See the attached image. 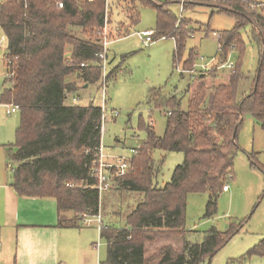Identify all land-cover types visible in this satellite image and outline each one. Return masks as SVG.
Returning a JSON list of instances; mask_svg holds the SVG:
<instances>
[{
	"label": "trees",
	"instance_id": "trees-1",
	"mask_svg": "<svg viewBox=\"0 0 264 264\" xmlns=\"http://www.w3.org/2000/svg\"><path fill=\"white\" fill-rule=\"evenodd\" d=\"M129 1L131 11L136 12L128 17L131 26L139 21L138 5L155 8L154 40L173 38L177 63L191 31L189 22L169 7L181 0ZM205 2L214 4L218 13L236 18L233 29L219 32L221 55L214 66L225 64L233 50L243 53L241 30L251 25L260 53L257 74L247 94L244 83L248 77L239 66L228 83L212 90L200 83L186 111L177 96L152 98L157 108L168 109L166 130L158 136L148 125L147 139L133 155L128 173L113 179V185L119 182L143 199L125 217V228L105 225L101 230L107 244V258L101 264H211L240 231L241 226L231 224L225 231L212 227L201 243L186 239L195 233L186 229L187 196L207 193L206 216H212L225 183L233 178L244 113L249 112L264 130V6L240 0H185L182 9ZM105 12L106 0H4L0 6V28L7 39L5 83L11 85L3 92L2 103L17 106L20 114L16 143L7 151V159L17 164L11 186L22 196L55 199L61 228L80 227L83 217L96 216L100 210L91 171L101 148L102 108L94 101L81 106L69 105L67 100L79 91L77 83L69 80L71 76L88 86H102ZM196 57L191 51L184 66L191 69ZM84 63L88 66L82 67ZM209 91L214 95L208 105ZM155 150L184 154L171 181L161 188L156 179L163 161L154 160ZM162 235L183 237L184 244L179 249L165 245L148 256L147 245ZM253 254L264 255L263 248Z\"/></svg>",
	"mask_w": 264,
	"mask_h": 264
},
{
	"label": "rangeland",
	"instance_id": "rangeland-1",
	"mask_svg": "<svg viewBox=\"0 0 264 264\" xmlns=\"http://www.w3.org/2000/svg\"><path fill=\"white\" fill-rule=\"evenodd\" d=\"M4 0H0L1 3ZM161 3L170 0H157ZM264 6V0H240ZM185 0L169 4L170 10L179 18L189 22L191 29L181 58L175 62L176 43L173 38L159 39L145 46L137 33L157 28V11L151 6L138 5L139 21L131 26L128 19L132 12L129 0H110L109 22L112 37L122 38L108 47L106 75L108 79L105 91L102 86H88L83 79L71 76L79 87L77 96L69 95L67 104L86 106L92 101L104 107L102 121L101 154L108 162L115 158L131 159L132 149H139L147 139L146 127L152 125L156 135L163 136L167 125L168 109H159L152 100L156 95L166 99L177 96L181 109L186 111L194 91L200 83H205L211 90L223 83H228L234 70L215 67L219 64V32L235 27L236 18L225 13H218V8L205 2L197 6L182 9ZM111 9V11H110ZM136 16V15H135ZM180 18V19H181ZM244 51L233 50L226 63L239 66L243 75L248 77L244 83V93L249 92L250 85L257 74L260 61L259 48L252 39V27L247 25L241 30ZM117 36V37H116ZM191 51L196 52L195 64L191 69L184 66ZM7 52V39L0 28V116L6 117L12 127L14 143L20 114H6L12 105L2 103V94L11 87L5 83L6 68L4 55ZM103 63V60H102ZM189 65V64H188ZM186 69L187 72H181ZM113 72V74H112ZM214 92L209 91L207 103L211 104ZM76 98L77 101H73ZM14 134V135H13ZM239 149L234 160L233 178L228 180L229 192L222 191L217 201L216 212L206 216L207 193H191L187 196L186 229L194 231L186 239L201 243L205 234L212 227L225 231L231 224L241 226L231 240L213 257L211 264H264V255L251 252L264 251V130L249 113H244V121L239 130ZM153 158L163 161L161 172L156 179L159 188L171 181L175 168L184 161L180 152L155 150ZM8 174L13 176L17 164L6 159ZM121 184V183H120ZM119 182L112 189L103 192L100 197V213L107 225L125 228V217L142 201L141 194L123 189ZM74 215V213H69ZM83 233L97 245L94 252L85 250L66 252L69 264L75 263L79 254H86L88 262L99 264L107 258V244L101 239V231L93 225ZM185 238L175 235H162L147 245V255H152L162 246L170 245L174 249L183 246ZM81 244L82 242L79 241ZM78 248V247H75ZM84 249V250H83ZM88 253V256H87ZM79 260V259H78ZM94 260V262H93ZM93 262V263H92ZM80 264V261H78ZM83 264V263H82ZM86 264V263H85ZM203 264H209L204 262Z\"/></svg>",
	"mask_w": 264,
	"mask_h": 264
},
{
	"label": "crops",
	"instance_id": "crops-1",
	"mask_svg": "<svg viewBox=\"0 0 264 264\" xmlns=\"http://www.w3.org/2000/svg\"><path fill=\"white\" fill-rule=\"evenodd\" d=\"M9 110L8 116L15 114H8ZM19 124L20 118L17 128ZM13 126L0 116V264H69L66 252L82 251L83 245L85 250L94 252L91 248L97 244L83 233L93 225L80 223V227L61 228L55 199L22 196L11 186L13 176L8 174L6 159L14 143ZM103 222L107 225L105 219ZM78 261L91 264L87 263L86 254H79L75 263L79 264Z\"/></svg>",
	"mask_w": 264,
	"mask_h": 264
},
{
	"label": "built area",
	"instance_id": "built-area-1",
	"mask_svg": "<svg viewBox=\"0 0 264 264\" xmlns=\"http://www.w3.org/2000/svg\"><path fill=\"white\" fill-rule=\"evenodd\" d=\"M93 1V0H89ZM59 8H62L64 4L60 2L58 4ZM109 7H110V0H106V12L104 15V27H103V33H102V45H103V52L100 54L101 59L103 60L102 63V79H101V84H102V90L104 94V102L106 101V96H105V91L107 88L108 84V76L106 75V61H107V56H108V47L114 42L121 40L122 38H116L114 39L112 37V30L109 29L110 27V22H109ZM154 30H146L137 33L139 36L140 40L145 46L151 45L152 43L155 42L154 40ZM117 37V36H116ZM165 39V38H163ZM82 67H87L88 64L84 63L81 64ZM220 68H229L231 70L235 69V65L233 64H228L225 63ZM181 72H187L186 70H182ZM73 101H77L76 98L73 99ZM102 108L103 112V119H104V107ZM19 112V108L17 106H12L11 109L8 111V114L11 113H16ZM102 119V121H103ZM138 149H132L133 155L137 152ZM102 147L100 148V153L98 159L94 162V166L91 171V175L93 178L96 179L97 181V189L99 191L100 197H102L103 192L108 191L112 189L113 187V179L115 176L117 177H123L128 173V170L130 169V162L131 159H124V158H115L113 159L112 162H108L104 159L103 155L101 154ZM113 173V174H112ZM115 173V175H114ZM71 187H74V184H68ZM229 190L228 185H225L223 187V191L227 192ZM81 223L85 226H91V225H96L99 230H102L105 225L103 222L102 215L99 213L96 216H86L83 217L81 220Z\"/></svg>",
	"mask_w": 264,
	"mask_h": 264
},
{
	"label": "water",
	"instance_id": "water-1",
	"mask_svg": "<svg viewBox=\"0 0 264 264\" xmlns=\"http://www.w3.org/2000/svg\"><path fill=\"white\" fill-rule=\"evenodd\" d=\"M85 87H88V85H85Z\"/></svg>",
	"mask_w": 264,
	"mask_h": 264
}]
</instances>
